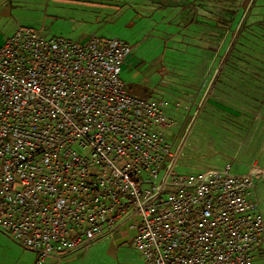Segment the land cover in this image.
<instances>
[{"label": "built area", "instance_id": "built-area-1", "mask_svg": "<svg viewBox=\"0 0 264 264\" xmlns=\"http://www.w3.org/2000/svg\"><path fill=\"white\" fill-rule=\"evenodd\" d=\"M129 50L26 27L3 41L0 233L33 264L125 236L143 264H255L252 177L175 172L168 103L127 90Z\"/></svg>", "mask_w": 264, "mask_h": 264}, {"label": "rangeland", "instance_id": "rangeland-1", "mask_svg": "<svg viewBox=\"0 0 264 264\" xmlns=\"http://www.w3.org/2000/svg\"><path fill=\"white\" fill-rule=\"evenodd\" d=\"M172 2L170 12L164 13L162 19L143 25L137 37L136 52H132L135 40H128L126 30H115V34L108 37L125 42L130 49L128 55L135 53L137 64L121 74L127 90L142 98L145 96L140 91L145 90L153 98L168 103L165 113L174 126L166 138L173 144L174 151L177 149L176 173L218 172L230 165V173L236 175L239 165L263 166L260 151L264 148V118L246 114L242 119H233L202 106L201 102L205 91L216 85L218 73L224 72V67L229 74L221 77L264 78V0ZM20 6V16L29 22L18 23L16 28L40 31L48 11L63 13L62 9H53L43 2ZM65 20L68 25L78 23ZM251 177L252 191L264 221V176ZM22 250L34 257V253ZM254 255L255 264H264V240ZM47 264L143 262L131 238L120 244L112 238H103L62 256L59 261L48 259Z\"/></svg>", "mask_w": 264, "mask_h": 264}, {"label": "crops", "instance_id": "crops-1", "mask_svg": "<svg viewBox=\"0 0 264 264\" xmlns=\"http://www.w3.org/2000/svg\"><path fill=\"white\" fill-rule=\"evenodd\" d=\"M33 2H43L63 12L48 11L39 29L41 32L60 34L79 42L89 37L108 38L115 34V30L124 29L128 33V40H135L132 52L138 50L137 37L143 25L162 19L164 13L170 12L173 4L172 0H0V46L18 23L29 22L20 16L22 13H19L18 7ZM66 18L78 23L68 25ZM134 54L127 55L121 74L126 68L137 64ZM226 69L224 67V72L218 73L220 77L216 85L203 94L202 106H208L212 111L233 119H242L246 114L257 119L264 118V78L246 80L236 75L221 77L229 74ZM136 85L145 89L141 84ZM143 92L146 96L150 95L145 90H141L140 94ZM260 154L264 163V148ZM254 166L239 165L237 175L264 176V165ZM114 240L117 242L119 239ZM33 259L30 253L0 233V264H33Z\"/></svg>", "mask_w": 264, "mask_h": 264}, {"label": "water", "instance_id": "water-1", "mask_svg": "<svg viewBox=\"0 0 264 264\" xmlns=\"http://www.w3.org/2000/svg\"><path fill=\"white\" fill-rule=\"evenodd\" d=\"M127 240H128V237L125 236V237L119 239L116 243H117V244H120V243L125 242V241H127Z\"/></svg>", "mask_w": 264, "mask_h": 264}, {"label": "trees", "instance_id": "trees-1", "mask_svg": "<svg viewBox=\"0 0 264 264\" xmlns=\"http://www.w3.org/2000/svg\"><path fill=\"white\" fill-rule=\"evenodd\" d=\"M141 95H142V96H146L144 92H143Z\"/></svg>", "mask_w": 264, "mask_h": 264}]
</instances>
